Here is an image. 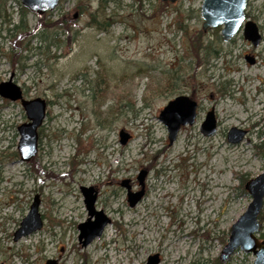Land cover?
<instances>
[{
	"label": "rangeland",
	"instance_id": "1",
	"mask_svg": "<svg viewBox=\"0 0 264 264\" xmlns=\"http://www.w3.org/2000/svg\"><path fill=\"white\" fill-rule=\"evenodd\" d=\"M79 2L86 4L80 13ZM201 3L60 0L45 21L63 18L68 27H40L33 36L14 29L20 0L0 4V82L11 76L25 98L47 103L38 151L22 161L16 128L26 121L24 110L0 97V264H146L153 254L157 264H215L251 201L245 182L264 171V148H258L264 142V0H247L245 7L262 36L257 46L242 28L227 41L221 25L203 31ZM177 9L186 36L177 29ZM91 13L95 21L114 22L99 29ZM36 21L28 12L29 31ZM197 36L211 42L207 58L190 48ZM179 94L196 101L197 114L169 144L158 115ZM210 109L216 130L204 135ZM232 127L245 131L239 142L227 140ZM120 130L130 135L125 144ZM140 170H146L144 194L129 206L121 182L138 191ZM81 186L94 187L95 206L110 219L84 246L77 228L88 216ZM36 194L42 225L14 240ZM260 214L263 240L264 197ZM253 258L237 250L220 264H253Z\"/></svg>",
	"mask_w": 264,
	"mask_h": 264
},
{
	"label": "water",
	"instance_id": "2",
	"mask_svg": "<svg viewBox=\"0 0 264 264\" xmlns=\"http://www.w3.org/2000/svg\"><path fill=\"white\" fill-rule=\"evenodd\" d=\"M23 7L29 12L41 14L47 10H53L59 0H20ZM163 2H174L176 0H161ZM246 0H203L200 6V14L203 19L202 30L209 27L221 25L220 34L222 39L227 41L233 37L242 27L244 38L249 40L254 46L261 41V34L257 24L252 20H245ZM253 62L252 58H247ZM0 97L10 101H19L24 110L26 120L17 126L18 143L17 151L20 160L31 159L37 151V128L42 124L45 117L46 102L40 97L26 99L22 95V90L10 76L6 81L0 82ZM197 103L186 94H179L167 101L159 111L158 118L166 126L167 138L171 144L181 125L193 124L196 116ZM201 132L204 135H211L216 130V119L213 109L206 112L201 123ZM245 135L244 130L230 128L227 132V140L231 143L239 142ZM130 135L119 131V141L125 144ZM146 170H140L137 180L140 189L136 192L130 191L127 180H123L121 185L127 189V201L129 206L135 205L144 194L143 179ZM245 190L250 194L251 201L246 210L237 218L229 229L227 242L222 247L219 260L226 261L237 249L245 253H252L253 264H264V240H259L257 233L261 227L258 219L263 197H264V171L257 176L247 180L244 184ZM84 197V204L88 217L84 222L77 225L79 230L78 240L84 246L93 238L101 235L110 219L101 209H96L94 203L96 192L93 187H80ZM39 196L36 194L29 207V211L20 222L19 227L13 234V239L29 234L42 225V220L38 212ZM94 217V219H92ZM160 258L158 254L148 256L146 264H157ZM45 264H57L55 260L48 259Z\"/></svg>",
	"mask_w": 264,
	"mask_h": 264
},
{
	"label": "trees",
	"instance_id": "3",
	"mask_svg": "<svg viewBox=\"0 0 264 264\" xmlns=\"http://www.w3.org/2000/svg\"><path fill=\"white\" fill-rule=\"evenodd\" d=\"M62 1V0H61ZM80 1V0H78ZM102 1V0H100ZM4 2V0H0V4ZM86 4H82V3H77V8H78V13L82 12L84 9H86ZM163 8L162 4H159L158 9H154L153 10V14L157 15V13ZM181 10L177 9L176 10V17L180 18L179 22L177 23V29L179 31H183V33L185 34V36L187 35V24L184 23L183 21L185 20L184 17L181 18ZM28 10L24 7L20 8V23L16 24L14 26V29H18V32H20L19 34L22 33H28L29 36H33L35 31H37L40 27H44V29H47L48 27H52V26H57L59 25L62 28H67V21L65 19H57L55 21H52L50 18H47V20L45 21L46 15L47 13H42V14H34L36 16V24L34 26V29L32 31H29L27 28L26 23L24 22L25 20V16L27 15ZM92 21H95V16L91 13L90 14ZM98 28L99 29H107L109 25H111L114 22V19L111 18H104L101 21L100 20H96L95 21ZM199 33H202V31L200 30ZM201 39H199V36H197V38H190V48L195 50L196 52V57H199L201 54H203V58H207L208 55L211 53L212 47H211V42L210 41H203ZM264 121V117L262 119ZM260 134H264V130L263 132H260ZM264 142H261L258 145V148H264L263 146ZM36 162V161H34ZM34 165L38 166L37 163H35ZM258 218L262 221V214H260L258 216ZM262 218V219H261ZM262 238L264 237L263 234L260 235ZM215 264H220L221 262L219 261L218 257L215 258Z\"/></svg>",
	"mask_w": 264,
	"mask_h": 264
},
{
	"label": "flooded vegetation",
	"instance_id": "4",
	"mask_svg": "<svg viewBox=\"0 0 264 264\" xmlns=\"http://www.w3.org/2000/svg\"><path fill=\"white\" fill-rule=\"evenodd\" d=\"M246 2H247V0H246ZM245 17H246V15H245ZM246 20H247V17H246ZM261 40H262V36H261ZM261 42V41H260ZM45 115H46V113H45ZM45 118V117H44ZM42 123H43V121H42ZM42 125V124H41ZM40 125V126H41ZM40 126L37 128V151H38V138H39V128H40ZM37 151H36V153H37ZM36 153H35V155H36ZM85 187V186H84ZM88 187H93V186H88ZM93 189H94V187H93ZM95 190V189H94ZM95 192H96V198H97V191L95 190ZM39 196V195H38ZM83 196V195H82ZM83 200H84V197H83ZM39 202H40V199H39ZM95 202H96V199H95ZM83 203H84V201H83ZM94 205H95V203H94ZM84 206H85V204H84ZM96 207V206H95ZM86 209V208H85ZM97 209V208H96ZM87 211V210H86ZM88 215V214H87ZM88 217V216H87ZM87 219V218H86ZM92 219H94V217H92ZM84 222V221H83ZM110 223V222H109Z\"/></svg>",
	"mask_w": 264,
	"mask_h": 264
}]
</instances>
